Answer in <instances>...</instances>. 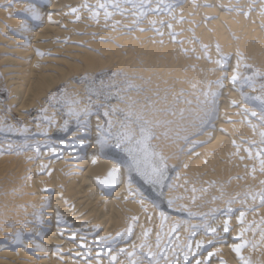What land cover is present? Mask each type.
I'll use <instances>...</instances> for the list:
<instances>
[{
    "label": "bare ground",
    "instance_id": "obj_1",
    "mask_svg": "<svg viewBox=\"0 0 264 264\" xmlns=\"http://www.w3.org/2000/svg\"><path fill=\"white\" fill-rule=\"evenodd\" d=\"M3 1L4 0H2V2ZM15 1H17V3H18L17 4L18 6H16V7H18L20 14L24 18H27L28 20H30L31 22L36 23L37 26H39L38 27L39 29L37 31V34L34 35L35 36L34 38L29 37V38H32V41L30 44L28 43L29 45L26 48L24 47L23 49H17V47H14L15 44L22 45L23 44L22 39L15 40L16 43H15V41H14V43L10 41L11 43L8 44V49H7L8 51L6 53V56L0 61V63L3 64L6 68V69H3V71H5V70L11 71L12 68H10V66L15 65V64L19 65L20 66L19 70L20 71L23 69L27 70V72H29L28 74L30 76L29 80H31V81L33 80L34 83L37 84V85L36 84L32 85L30 83L32 86H39L41 84L40 82L45 83V82H43V80L46 78V72L47 71L57 72L59 77L56 76L57 77V78L55 77L56 80H54V81L52 80L55 78H52L51 80L47 79L48 80L47 82H49V80H50L49 85H48V83L46 86H44L45 84L43 85L44 90L43 89L42 90L45 91V89H49V87L57 86L58 84H60L59 83L60 81H63V80L66 81L65 78L68 77L70 73H72V75L75 73V75H76L77 70H72V69H75L73 67V65H75L74 64L75 62L71 63V61H74L78 58H80L81 60L83 58H85V61L92 62L93 60L90 61L91 58H93V59L95 57L98 58V56H94V57L90 56L91 58L89 59L88 58L89 57V55H88L89 51L86 49L85 50H79V48H78L79 51L76 50L77 51L76 54H71L70 53L71 51H69V49H72V48L77 49V47L66 45L68 47H72V48H68L66 46L59 44V42H62L64 40H70L72 38L68 37L67 34H62V32H60L61 33L60 34L58 29H55L56 27L54 28L50 24L51 22L62 20V19H63L62 22L64 20L68 21V20H70V18L72 16H74L73 18H75V19L83 18L84 16H86L87 11H79L78 10L79 5L77 4L78 3L77 0H76V2H73L75 0H15ZM117 1L114 2V0H102V3H100V2L98 3L96 1H94L96 3H94V5L92 4V9L90 12H92L93 8L97 7V6H101V5H105V4L106 5L115 4V6L118 9V12L120 11V13L122 12L121 14L125 15V16H123L124 18L121 21L122 22L121 25L118 24L120 26H117V23L115 21V20H119L118 17L114 18V21L106 22L103 20L104 16H101V14H102L101 13L100 16L103 17V19L100 21V23H99L100 25H94V22H93V24L92 23L89 24V22H87V24H89V25L92 24L95 27L92 28L91 30L89 29V32H90L89 35L83 36V38H81V40H80L79 36H78V38L76 37L77 40L78 41L80 40L83 43L84 42L83 40H85L87 38L86 39L87 41L86 40L85 41L89 45H91L92 47L94 46V48H96V50H99L100 54L104 55L106 57L105 58L106 61H108L107 58H109V60L114 59L113 61H109V62H114V64H115V59L117 61V60H119V57H120V59L122 58V56H121L122 53H124L126 56L128 55L127 57H125L123 55L126 58L125 60H127V61L124 62V64H122V59H121V65L120 66L124 67V69L126 71H129V73H132L131 70H133L132 65L135 63L134 58H133V54H135L139 57V58L138 57L137 58L142 63L143 67H146V68L152 67V69L154 68L155 72L158 73L159 77H164L167 74H171L172 75V79H171L172 84H173V82H174V84L176 82V84L178 83V84L182 85L183 88H185V89L188 88V85H192V88L189 86V88H191L190 90H192V91L194 89L193 85L197 84V86L201 90V92L199 91V89H198V92L197 91H195L196 93L193 92L196 95L200 92V93H202V96L205 97V95L210 92V88H209L210 86L207 85V83H206L207 79H205L206 78L205 73L207 71V69H206L207 68V64H206L207 59H205L204 56L202 55L203 52H206V54L208 55V58H210L209 62H211V59L213 61H215V58L217 57L216 53L212 52V45L209 44L207 46L208 41L212 38V37L208 36V34L210 32H212L215 35H217L221 31L225 32L226 30L224 28H226L225 27L226 23H228L235 16L236 20L238 17V21L240 18L246 20L245 21L246 24H245L244 28H242V30L243 29L244 30L242 32L236 31V33L238 35H241L242 37H246L249 40V41H247V44H246V48H247L246 52H249V50L250 49L252 50V48L253 49L259 48L260 49L259 46H261V49H262L264 46V40H262V38L259 36L261 34L260 29H263V32H264V0H259V1H254V0H195V1H191V3L193 2L192 4H190L186 0L184 2V4L182 6H180L179 8H175L174 5L172 4V2L170 3V2H168V0H130V2H129V0H119L118 2ZM149 1H152V2H149ZM88 2L91 3V0ZM92 3H93V0H92ZM228 7L229 8L234 7L236 10L232 9L231 11H233V12H232V14H230L229 12L226 11V10H228ZM82 8H83V6H82ZM4 11H6V10H4ZM58 12H61V13H58ZM108 13H109V11L107 12V16H108ZM240 13L243 15L239 16L238 14H240ZM154 14H157L156 16H161V17H159V18L155 17ZM0 15H1L0 18H2V16H5V13L0 14ZM92 15H97V14H92ZM211 15H213L214 17H211ZM10 16H8V17L10 18ZM33 16H35L36 18L33 19ZM61 17H62V19H61ZM209 18H211V19H209ZM19 19L20 20L15 19V21L14 20L11 21L9 23L10 26H8V27H10L12 29V31H13V29H15V30L21 32L19 34H26V33L28 34L27 27H26L28 25L25 24L26 21L24 20L25 22H23L22 18H19ZM7 22H9V21L7 20ZM234 22H236V21H234ZM231 23L233 24V22H231ZM62 24L63 23H61V25ZM70 24H71V22H70ZM70 24H67V25H69V27H70ZM79 24L77 23L76 25H74V24H72V25H74L73 27H76V28H79L82 26L81 28H83V30H84L85 26L84 25L80 26ZM131 24L136 25V27H134L133 30L129 29L130 28L129 25H131ZM229 24H230V22H229ZM41 25H44V26H41ZM115 25L118 28H115ZM243 25H244V23H243ZM0 26H3V24L2 25L0 24ZM235 27H237V25ZM235 27L233 24L232 28L229 27V29H233ZM238 27H239V23H238ZM71 28H72V26H71ZM4 29L7 30L6 28L3 27V30ZM66 29H68V28H66ZM240 29H241V26H240ZM59 30H61V29H59ZM79 30H80V28H79ZM61 31L64 32V30H61ZM77 31H78V29H77ZM215 31L216 32L218 31V33H216ZM67 32H69V31H67ZM69 33H71V32H69ZM213 34H212V36H214ZM220 34H223V33H220ZM225 35H227V34H225ZM225 35H222V38ZM216 37L222 39L221 36H216ZM216 37H213V38H216ZM74 38H75V36L73 37V39ZM220 39H218V40H220ZM254 39H255V41H254ZM43 41H48V43L44 44ZM196 41H198V42H196ZM252 41L255 42V44L251 43ZM103 42H105V43H103ZM227 42H229V41H227ZM87 43H86V45H88ZM227 45L228 44H226V45L223 44L221 47L224 50H229L230 48L227 47ZM3 50H5V49H3ZM40 52L49 53V54H66V55L69 54L70 56L74 55V57L68 58L69 60H67V58H65V59H62V58H46V57L42 58V55ZM253 52H252L251 56H253ZM261 52H262V50H261ZM181 53H185L186 55H182ZM249 53H251V52H249ZM257 53H259V52H257ZM187 54H189V55H187ZM92 55H94V54H92ZM259 55H260V53H259ZM259 55H258V57H261V55L260 56ZM263 55H264V51H263ZM14 56L17 58L19 57L21 59H24L23 64L20 65L19 64V63H21L20 60L16 61ZM256 56H257V54H256ZM256 56L254 58H256ZM254 58H253V60H254ZM86 59H89V60H86ZM101 59H103V58H101ZM262 59H263V57H262ZM98 60H99V58H98ZM139 60H138V62H139ZM87 62H85V63H87ZM96 62H97V60H96ZM103 62H104V64L102 62L101 63L106 68L107 65L105 66V61H103ZM118 62H120V61H118ZM216 62H214L213 65L216 64ZM99 63L100 62L98 61L96 64L98 65ZM258 63L259 62H255V60L254 61L247 60L245 62V64H248V65L251 64V65H255V66ZM77 64H76V66H77ZM88 64H86V65H88ZM235 64H236V62H235V60H233L229 66V72H228V76H227L228 85H226L227 89H225V91H224L226 99H220L221 101L225 102V106L219 110L220 111L219 114L221 116L223 115V118H226L227 121H233L232 123H235V124L230 123V125L228 126L227 124H225V122H222L223 119H220V121L216 125V128H215L216 130L206 131V132H204L202 137L196 138V141L197 140L202 141V140L212 138L211 139L212 141L208 146L205 145L206 147L199 148V149L195 150L193 153L190 152L191 155L189 158L195 160L192 164H196L195 167L205 169L203 175H201L199 177V181H204L205 179H206L205 181H207V177L212 175L213 169H216L219 171L220 170V169H218L219 167H223V165L227 164L228 161L230 162V159H228L229 157H226L227 152L229 151L226 149L227 144L230 143V142H228L229 137H228V140H226V138H224L222 133L228 132V131H231V133H232V129L235 128L237 126V123L240 121L241 111L247 110L246 106L242 102H240L243 104L242 106L241 105L239 106L236 103L237 99H235V95L233 92L235 87L233 86L232 83H230L232 73H233V71L236 70L234 67V66H236ZM93 65H91V66H93ZM109 65H110V63H109ZM116 65H117V63H116ZM135 65L137 66V64H135ZM142 65L141 66L139 65L140 68H142ZM209 65H210V63H209ZM63 66H68V69L71 70V72L69 74H67L69 72L68 71L65 74V72H64L65 69H63ZM118 66L119 65H117V68H118ZM136 66H135V68H136ZM217 66H215V67H217ZM78 67H79V64H78ZM98 67H101V64ZM113 67H115V66H113ZM81 68H82V66H81ZM81 68H80V70L84 71V68L83 69H81ZM85 68H86V66H85ZM226 68H227V66H226ZM97 69L98 68H96V70ZM124 69H122V70H124ZM137 69H134V70H137ZM166 69H168L169 73L165 71ZM139 70H141V69H138V71ZM7 71H5V72H7ZM82 71H80V72H82ZM85 71H87V70L85 69ZM91 71H92V69H91ZM93 71H95V70H93ZM150 71H152V70H150ZM224 72H222V73H224ZM89 73H91V72H89ZM134 73H135V71H134ZM25 74H23V75H25ZM48 74H50V73H48ZM48 74H47V78L49 76ZM142 74L143 73H141L140 76H142ZM149 74L147 73V76ZM50 75L53 76V73ZM8 76H7V78H8ZM168 76H166V77H168ZM7 78L5 79L6 81H7ZM11 78H12V76H10V80H11ZM149 78H150V76H149ZM169 78H171V77H169ZM35 80H36V82H35ZM159 81H160L159 78H158V80L156 79V83ZM21 82H22V80H21ZM161 83H163V82H161ZM157 84H159V83H157ZM166 84H169V87L161 88V84H159L156 91H160V93H162V91L165 89L166 91L168 90L167 92H169L171 84L170 83H166ZM166 84H165V86H166ZM15 86L18 87V84L17 85L15 84ZM39 87L42 88V86H39ZM163 87H164V85H163ZM29 88H27V89H29ZM175 88L176 87H174V89ZM30 89H33V88H30ZM34 89H36V87H34ZM195 89H196V85H195ZM21 90H23V88H21ZM36 90H38V87ZM42 90L40 92L41 94H42ZM50 90H51V88H50ZM171 90L173 91V88ZM180 90H182V89H180ZM15 91H16V89H15ZM30 91H27V93L29 92L28 93L29 95H30ZM32 91H31V93L35 92V91H33V92ZM16 92H14V93H16ZM173 92H174V94H176V93L178 94V92H175V91H173ZM182 92H180V93H182ZM36 93L38 94L37 91H36ZM40 93L38 94V96H40ZM11 94H12V92H11ZM37 94L34 93V95H37ZM170 94H171V91H170ZM194 94L191 93V95H194ZM43 95H45V94L43 93ZM171 95H173V94H171ZM182 95H184V94L182 93ZM25 96H26V93H25ZM30 96H28V97H30ZM38 96H36V98H38ZM185 96H187V95H185ZM17 97H18V94L10 95L8 103L11 106H14L17 114L22 116L23 115L22 110H24V109H22V106L24 107L26 105H23L24 104L23 103V104H21L22 106H17V104H16L17 103V101H16ZM41 97H43V96L41 95ZM204 97H202V98H204ZM206 97H207V95H206ZM186 98L188 99L189 96ZM191 98H189V99H191ZM22 99H23V97H22ZM28 99H27V101H28ZM31 99H29V100L30 101L35 100V99H32V100ZM197 100H198V98H197ZM201 100L203 102V99H201ZM24 101H26V99ZM189 101L190 100H188V103H189ZM182 102H183V100H182ZM185 102H183V103H185ZM194 102H195V99H194ZM29 103H32V102H29ZM195 103H197V102H195ZM197 104H199V103H197ZM33 105H35V103H33ZM29 106H31V105L29 104ZM165 106H167V105L164 104V107ZM33 107H35V106H33ZM180 107H182V106H180ZM28 108H30V107H28ZM174 109L175 108H173V110ZM28 110L29 109H27V111ZM175 110H177V108ZM177 111H176V113H177ZM172 112H171V114H172ZM22 118H23V116H22ZM0 122H1V120H0ZM53 122L54 121H52V123ZM55 123H56V121H55ZM25 126H26V124H24L23 128H18L17 126L12 125V126H10L11 128L10 127L6 128V127H2V124L0 123V135L7 134V133H9V134L17 133V134L26 135L28 133V131L25 128ZM36 126H39V125H36ZM51 127H53V126H51ZM238 127H239V125H238ZM40 128H42V127H40ZM43 128H44V126H43ZM43 128L40 130H43ZM50 129H52V128H49V130ZM221 130L223 132H221V134H220L219 131H221ZM243 130H244V127H243ZM245 130L247 132V129H245ZM43 132H46L45 128H44ZM240 132H241V129H240ZM36 133H40V132L37 131ZM53 135H54V133H53ZM80 135H81L80 132H76L71 137H68L65 140H59L58 141V140H53L51 138L50 134L45 135V133H41L40 134L41 137L42 136H47V137L37 139V141L34 142L35 148H38V150H39V151L35 150V153L38 156V159L32 160L27 165L28 166V168H27L28 173L27 172H25V173H26L28 178H26L25 180H21V178L17 175L19 173V171L18 172L15 171V172H17V174H16V176H18L17 178L18 179L20 178L19 181L21 180L22 184L20 183L21 184V187H20L19 181H18V185L14 183L15 185H17V187L18 186L20 187V188L18 187L19 188L18 191L20 192L19 197L15 196V195L13 196V197H15L16 201L10 200L11 202H13L10 204V201L8 200L10 197L8 198V196H7V198H8L7 201H9L10 206L12 205L11 206L12 213L8 214V212L6 210H9V209H7L5 207L6 208L5 211L7 212V214L4 215L5 223L0 224V264H133V262H135V264H138V261L140 259L138 254H140V253H142L148 249L147 241L142 239V235H141L142 226H143V222H144L145 218H147L146 217L147 214L148 215L150 214L152 216L156 212L153 210L154 213H152V211H151L152 206H150V204H148L149 202L146 205H144L146 209L143 213H140L141 210L140 209H139L140 211L137 210L129 202L130 198H128V195H127L126 186L124 184L125 180L123 179L124 180L123 181L120 178L121 174L119 172V169L121 168V165L115 161L107 160V159L101 157L99 154L98 147L94 141H92L91 143L88 144V143H85L86 141L84 142L83 140H77L76 138H80L79 137ZM224 135H225V133H224ZM239 135H242V134H239ZM245 137L247 138V136H245ZM250 137H251V135H249V138ZM232 138H234V137H232ZM252 138H253V136H252ZM234 139L236 140V138H234ZM75 140H77V142H75ZM249 141H250V139H249ZM255 141L253 138V141H250V142H255ZM11 143H13V142H11ZM222 144H223V146H222ZM12 145H14V144H12ZM230 145H231V143H230ZM230 145L228 144V148ZM1 146L2 145H0V148H1ZM236 146H235V148H236ZM6 147L8 148V146H6ZM86 147H88V149H87V152L85 153V155L83 157V155H82L83 153L81 154V150L86 148ZM213 148H215V151H210ZM240 148H241V146H240ZM9 150H11V148ZM41 150H43V151H41ZM231 150L235 151L234 149H231ZM21 151H22V149H21ZM233 153H235V152H233ZM236 153L238 154V151ZM240 153H241V151H240ZM0 154H1V151H0ZM9 155H10V153H9ZM13 155L15 156V153L11 154V157ZM228 155H230V154L228 153ZM238 155H240V154H238ZM2 158L4 159V157H2ZM16 158H18V156ZM239 158H241V157H239ZM242 160L240 159L241 162H242ZM14 162L11 164V160H10L11 167L15 166V165H13ZM243 162H246V161H243ZM0 163H2V162H0ZM3 163H5V161H3ZM231 163H233V162L231 161ZM236 163H239V162H236ZM183 164H185V163L183 162ZM183 164H182V167H183ZM233 165H234V163H233ZM7 166H9V165L7 164ZM21 166L22 165H20L17 168V170ZM239 166H240V163H239ZM242 166H243V164H242ZM4 167H5V165H4ZM22 167H24V166H22ZM22 167H21V170H22ZM237 167H238V165H237ZM113 168L118 169V172L116 174V176H117L116 182L114 184H111L110 186H105L104 184L98 183V181H102V180L106 179L108 172L111 171ZM191 169H192V167H191ZM226 169L227 168H225V170L224 169L223 170L226 171ZM232 169H233V167H232ZM239 169H240V172L243 171V174H244L245 170H241V168H239ZM239 169H237L238 172H239ZM246 169H247V167H246ZM183 170L185 171L188 169H186V167H185V169H183ZM183 170H181V171H183ZM195 170L196 169L194 168V172H196ZM235 170H232V172L234 171L232 174L235 173ZM15 172H13V173H15ZM194 172L192 171L193 174H194ZM240 172H239V175L242 177ZM4 173H6V171ZM25 173L23 172V174H25ZM236 173H237V171H236ZM236 173H235V175H236ZM7 174H10V173H7ZM179 174H181V173L179 172L178 176H179ZM216 174H219V173H216ZM1 175H4V174H1ZM224 175L226 177V174H224ZM7 176L10 177V175H7ZM11 176L13 177V175H11ZM214 176L213 177L211 176V177L215 179ZM217 176H216V179H217ZM221 176H222V174H221ZM0 177H2V176H0ZM227 177H230V176H227ZM234 177L235 176H233V179H234ZM243 177H245V179L249 178V177H246L245 175H243ZM253 177H255V174ZM188 178L189 177H187L186 179H188ZM218 178H220V177H218ZM260 178H262V177L260 176ZM10 179H11V177H10ZM224 179H226V178H224ZM233 179H231V181H233ZM245 179H244V181H245ZM4 180L5 179H3L2 181H4ZM196 180H197V178H196ZM239 180H237V183L239 182ZM5 182H7V181H5ZM12 182H15V181H12ZM183 183L184 182L182 181V184ZM240 183H242V182L240 181ZM247 183L248 182L245 181L244 184L247 185ZM1 184H3V183H0V185ZM7 184H8V182H7ZM232 184H233V182H232ZM4 185H6V184H4ZM12 185H13V183H12ZM99 185H102V187H98ZM217 185H219V184H217ZM224 185H226V184H224ZM183 186H184V184H183ZM185 186H187V185H185ZM6 187H9V186L7 185ZM214 187H217L216 184L214 185ZM232 187H231V189H232ZM130 188H131V186H130ZM132 188H136V186L132 185ZM212 189H213V187H212ZM217 189H218V187H217ZM215 190H216V188H215ZM180 191H182V190L180 189ZM255 191L257 192V190H255ZM209 192H210V190H209ZM233 192H235V191H233ZM227 194H228V192H227ZM237 194L238 193H236L235 195H237ZM261 194H260V196H261ZM8 195L11 196L10 194H8ZM219 195H220V193H219ZM232 195H234V194H232ZM248 195H250V194H248ZM130 196H131V194H130ZM249 197H250L249 198L250 202H252V201L254 202L255 197L254 196H252V197L249 196ZM256 198H258V197H256ZM0 199H3V200H0V202L4 201V198L1 197ZM244 199L246 200L247 198H244ZM2 202H1V204H2ZM144 203H145V201H144ZM144 203L142 201V205ZM237 203L240 206L237 204L238 212L236 214L229 215L228 211H226V213L220 215L219 219L216 222H214L213 225L209 228V230H212L213 233L210 234V236H212V237L209 240L211 242V244H210V248H209L208 252H206L203 255H201L200 253H198V254L196 253L195 255H193V253L196 252L197 249H195V248L193 249L190 246L187 247V250L177 249L178 251L173 256V258H174L173 264H182L183 262H187V264H188L190 259H191L190 264H197V261H200V264H264L263 263L264 262V238L262 239V237H261L264 235V221L263 220H256L258 217H260L261 214L264 213V205H263V207H260L257 210L255 208V211H251L252 213L247 214L246 213V210L248 209L246 207V206H248L247 202H245L244 200H238ZM134 204L137 205L138 203L134 202ZM248 204H249V202H248ZM226 205H229V203H227ZM10 206H9V208H10ZM2 207H3V205H2ZM5 208H3V209H5ZM5 211H3L2 213H4ZM9 212H11V211H9ZM241 213H243L242 221H241ZM1 216L3 217V215H1ZM154 216H156V215H154ZM158 216H159V214H158ZM150 219H152V217ZM150 219H149V222H151ZM180 220H178V225H180V222H179ZM225 220H227V222H228L229 231L227 233L224 232V221ZM173 221L174 220H172V222ZM129 228H131V231H129ZM152 228L153 227L151 225L150 229H147V231L151 232ZM171 231H174V230H171ZM153 232H155V231H153ZM146 234L153 235V233H146ZM173 234L174 233H171V235H173ZM151 235H150V237L152 238ZM145 236H147V235H145ZM227 237H228V239H227ZM151 238H149L148 240H150ZM240 245H244V247H242L241 251H240V256L243 257V260H241L239 257H237V255L232 251L233 248L239 247ZM167 252H169V251H167ZM173 254H174V252H173ZM165 255H168V254L166 253ZM164 256H163V259H165ZM113 257H115L114 261L112 259ZM185 257H187V259H185ZM163 259L161 258L158 261L163 260ZM167 259H168V256H167ZM163 261H165V260H163ZM163 261H161V262H163Z\"/></svg>",
    "mask_w": 264,
    "mask_h": 264
},
{
    "label": "rangeland",
    "instance_id": "obj_2",
    "mask_svg": "<svg viewBox=\"0 0 264 264\" xmlns=\"http://www.w3.org/2000/svg\"><path fill=\"white\" fill-rule=\"evenodd\" d=\"M88 1H90V0H77V2H78L77 4L79 5L78 10L79 11H87V15L84 16L83 18L75 19V18H73L74 16H72L71 17L72 19L70 18V20H68V21L64 20L62 22L63 19L61 17L62 20L54 21V22H51L50 24L52 25V27H54V28L56 27L55 29H58L59 33L62 32V34H67V36L71 37L72 39L75 36V38L73 40L70 39L71 41L70 40H64L62 42H59V44H61L63 46L68 45V46L77 47V49H76V48L66 46L68 48H72V49H69V51H71L70 52L71 54H76L77 51L86 49L89 51L88 52V55H89L88 58L89 59L91 58L90 56H93V57L98 56L99 60L97 57H95L96 59L95 58L90 59V61L93 60L92 62H87V61H85V58H83L82 60L80 58H78V59L75 58L76 60L71 61V63L75 62L74 63L75 65H73V67L75 69H72V70H77L76 75H75V73L73 75H72V73H70L71 70L68 69V66H63V69L66 70V71L64 70L65 74L69 71L67 74L70 73L71 75L69 74V76L65 78L66 81L65 80L60 81L59 82L60 84H58L55 87H49V89H45V91H43L44 90L43 85L45 84L44 86H46L47 83L49 85L50 80L52 78H55L56 76L59 77L57 72L47 71L50 74L53 73V76L46 72V78H45L46 80L45 79H44L45 81L43 80V82H45V83L40 82L42 85L40 83H39L40 85L38 84L39 86H42V88H40L39 86H32V85H35L36 83H34L33 80L32 81L29 80L30 76H29V74H28L29 72H27V70H25V69H23L21 71L19 70V68H20L19 65L15 64V65L10 66V68H12V70L11 71L5 70V71H7V72H5V71H3V69H6L5 66L0 63V120H1L0 123L2 124V127H6V128H8L12 125L17 126L18 128H23L24 124H26L25 128L28 131V133L26 135L17 134V133H11V134L7 133V134L0 135V145H2L0 148V151H1L0 162L3 163V161H5V163H3V164L0 163V176H2L0 178L2 180L5 179L4 181H2L0 179L2 181V182L0 181V183H3L0 185L1 186L0 187V198L1 197L4 198V201L3 202L1 201L2 204L0 202V204H1L0 205V220H1L0 224L5 223L4 215L7 214V212H8V214L12 213V210H11L12 205L10 206V204L13 203V202H11L12 200L16 201L15 197H13V196L15 195V196L19 197L20 192L18 191V189L21 187V184H22L21 180H25L26 178H28L26 173H25V172H27V168H28L27 165L32 160L38 159V156L35 153V150H38V148H35L34 142L37 141V139L47 137V136L41 137L40 134L41 133H45V135L50 134L51 138L53 140L59 141V140H65L68 137H71L76 132H80L81 133V135L79 136L80 138H76L77 140H83L84 142L86 141L85 143H88V144L91 143L92 141H94L98 147L99 154L101 157H103L107 160L115 161L121 165V168L119 169V172L121 174L120 178H121V180H123V179L125 180V181L124 180L123 181H124V184L126 186L128 198H130L129 202L137 210L140 209L141 210V211L139 210L140 213H143L145 211L146 208L144 205H146L149 202L148 204H150V206H152V208H151L152 213H154V211L157 213V214L156 213L153 214L152 216L150 214L149 215L147 214L146 217L148 219L145 218V220L143 222L141 235H142V239L147 241L148 249L146 251L142 252L144 255L142 253L138 254L139 258H140L138 261V264H146V262H148L149 256H152L156 261H158L161 258L163 259V256L166 253L168 254V255H166V256H168V259H163L165 261H163V260L158 261L159 264H173V259H174L173 256L178 251L177 249L187 250V247H189V246L193 249L194 248L197 249L196 252L193 253V255H195L196 253L197 254L200 253L201 255H203L206 252H208V250L210 248V244H211V242L209 240L212 237V236H210V234H212L213 231L209 230V228L213 225L214 222H216L219 219L220 215L226 213V211H228L229 209H231L230 212L228 211L229 215L236 214L238 212V206H237L238 200H244L245 202H247V205H248V206H246L248 208V209L246 208L247 214L252 213L251 211H255V208L257 210L258 208L263 207V205H264V204L260 203L261 202L260 194L264 193V151H262V150H264V137L261 136V133H264V123L261 122L262 113L260 111V105H259L258 101L253 99L254 97H260V98L264 99V65H263L264 64V61H263L264 60V55H263L264 46L262 49H261V46H259L260 49L259 48H254V49L252 48V50L250 49L249 52H251V53L246 52V50H247L246 44H247V41H249V40L246 37H242L241 35H238L236 33V31L242 32L244 30V29L242 30V28H244V26L246 24L245 23L246 20L240 18L239 19L240 22H239L238 17L236 20L235 16L229 21L231 25L229 24V22L226 23V26H225L226 28H224L226 30L225 32L221 31L218 33V31L217 32L215 31L216 33H218L217 35L210 32L208 34V36H210L212 38L208 41L207 46L209 44L212 45V52H215L217 57L215 58V61H213L211 59V62H209L210 58H208V55L206 54V52L202 53L204 58L207 59V62H206L207 71L205 73L206 74L205 79H207L206 80L207 85L210 86V87L208 86L210 88V92L208 94H206L207 97H206V95L204 97V96H202V93H200L201 90L198 88L197 84H195L196 89H195V85H193L194 86L193 91L190 90L192 88V85H188V88H189V86L191 88L185 89V88H183L182 85H180L178 83H177L178 84L177 85L176 82H175V84H174V82L172 84L171 83V79H172L171 74H167L164 77H159L158 73L155 72L154 68L152 69V67H147V68L143 67L142 63L138 59L139 57L135 54H133V58H134V62H135L132 65L133 70H131L132 73H129V71H126L124 69V67L120 66L121 65V59H122V64H124V62L127 61V60H125L126 59L125 57H127L128 55L126 56L124 53H122V55H121L122 58L120 59V57H119V60H117V61L115 59V64H114V62H109V61H113L114 59L109 60V58H107L108 61H106V59H105L106 57L104 55H101L99 50H96V48H94V46L92 47L91 45H89L86 42L87 38L85 39L86 41L83 40L84 42L82 43V41H80V40H81V38H83V36L89 35V33H90L89 29L91 30L92 28H94L95 27L94 25H100L99 23L103 19V17H101V16H104L103 20L106 22L114 21V18L118 17L119 20H115L117 23V26L121 25V23H122L121 21L124 18L123 16H125L124 14H121L122 12L121 13H120V11L118 12V9L115 6V4H110V5L105 4V5L97 6V7L93 8L92 12H90L92 9V4L94 5V3H96V2L102 3V0L101 1L100 0H93V3H92V0H91V3ZM94 1H96V2H94ZM116 1L117 0H114V2H116ZM185 1L186 0H168V2H170V3L172 2V4L174 5L175 8H179L180 6H182ZM191 1H195V0H189V1L187 0V2L192 4L193 2L191 3ZM254 1H259V0H254ZM1 2H2V0L0 1V14L5 13V16H2V18H0V24L1 25L3 24V26H0V40L2 39L0 41V49H1L0 50V61L6 56L9 43H11V42L14 43V41L17 39H22L23 44L22 45L15 44L14 47H17V49H23L24 47L26 48L31 43L32 38L35 37L34 35L37 34V31L39 29L38 28L39 26H37L36 23L31 22L30 20H28L27 18H24L20 14L18 7H16V6H18L17 1H15V0H4L2 3ZM73 2H76V0ZM149 2H152V1H149ZM82 6H83V8H82ZM232 9L236 10L234 7H231V8L228 7V10H226V11L229 12L230 14H232V12H233V11H231ZM4 10H6L7 12ZM107 10L109 11L108 16L105 15L108 12ZM58 13H61V12H58ZM92 14H97V15H92ZM100 14H101V16H100ZM156 15L157 14H154L155 17H158V18L161 17V16H156ZM238 15L242 16L243 14L240 13ZM8 16H10V18ZM0 17H1V15H0ZM211 17H214V16L211 15ZM19 18H22L23 22L26 21L25 24L28 25V26H26L28 34L27 33L26 34H19L21 32L15 30V29H13V31H12V29L10 27H8V26H10L9 23L11 21H13V20L15 21V19L20 20ZM209 19H211V18H209ZM7 20L9 22H7ZM234 21H236V22H234ZM70 22H71V24H70ZM87 22H89V24L90 23L93 24V22H94V25L91 24L92 25L91 26V25L87 24ZM231 22H233L234 27L236 25L238 27V23H239V27L229 29V27L232 28V26H233V24ZM61 23H63V24L61 25ZM64 23L66 25L70 24V27H69V25L66 26ZM77 23L78 24L80 23L79 24L80 26L84 25L85 26L84 30H83V28H81L82 26L81 27L78 26L80 28V30H79V28L73 27ZM243 23H244V25H243ZM72 24H74V25H72ZM118 24H120V25H118ZM41 26H44V25H41ZM71 26H72V28H71ZM117 26L115 25V28H118ZM129 26H130L129 29H131V30H133V28L136 27V25H133V24H131ZM240 26H241V29H240ZM3 27L6 28L7 30H5V29L3 30ZM66 28H68V29H66ZM59 29L64 30V32L59 30ZM77 29H78V31H77ZM67 31H69L71 33L67 32ZM260 32H261V34L259 36L262 38V40H264L263 29H260ZM220 33H223V34H220ZM224 33L227 35H225ZM212 34L214 36H212ZM222 35H225V36H223V38H222ZM78 36L80 37L79 41L77 40ZM216 36H221L222 39H220ZM29 37H32V38H29ZM213 37H216V38H213ZM218 39H220V40H218ZM227 41H229V42L231 41L232 43L230 42L231 43L230 44ZM254 41H255V39H254ZM43 42H44V44L48 43V41H43ZM196 42H198V41H196ZM15 43H16V41H15ZM86 43L89 46L86 45ZM103 43H105V42H103ZM251 43L255 44V42H253V41ZM223 44H225V45L228 44L227 47L230 48L229 50L231 52L229 50H224L221 47ZM2 48L5 50H3ZM78 48H79V50H78ZM261 50H262V52H261ZM252 52H253V56H251ZM257 52L260 53L261 57H258L259 53H257ZM40 53L42 55V58H45V57L46 58H62V59L67 58V60H69L68 58L74 57V55L70 56L69 54L66 55V54H49V53H42V52H40ZM92 54H94V55H92ZM181 54L186 55L185 53H181ZM256 54H257V56H256ZM187 55H189V54H187ZM255 56H256V58H254ZM225 57H227V60L223 59ZM262 57H263V59H262ZM14 58L16 59V61L20 60V62H21V63H19L20 65L23 64L24 59H21L19 57L17 58L15 56H14ZM101 58H103V59H101ZM253 58H254L255 62H259L258 64H256V66L251 65V64L250 65L245 64V62L247 60L254 61ZM89 59H86V60H89ZM96 60H97V62L98 61L100 62L98 65L96 64L97 63ZM138 60H139V62H138ZM233 60H235V62H236V64H235L236 66H234V67L236 69L235 72L237 73V76H238L237 84L233 85L235 87V88L233 87L235 99H237V101L239 102L238 103L236 101V103L239 106L240 105L242 106L244 104L246 106L247 110L241 111L240 121L237 123V126L232 129V133H231V131H228V132H223L222 130L219 131L220 134H221V132H223L222 134H223L224 138H226V140H228V137H229L228 142L231 143V145H230V143H228L230 146L228 148V144H227V148H226L227 150H229L227 152L226 157H229L228 159H230V162L228 161L227 164L223 165L224 168L219 167L218 169H220L219 170L220 172L216 169H213L212 175H211L213 177L216 173H219V174L221 173L222 176H221V174L220 175L216 174L214 176L215 179L212 178L211 176H209V177H207V181H205L206 179L204 181H199V177L201 175H203L205 169L195 167L196 164H192L195 160L190 159L189 157H190L191 153H193L195 150L208 146L211 143L212 138L202 140V141L201 140L196 141V138L202 137L204 132H206V131L216 130L215 129L216 125L218 124L220 119H223L222 122H225V124H227L228 126L230 125V123L235 124V123H232L233 121H227L226 118H223V115L221 116L219 114L220 113L219 110L225 106V102L221 101L220 99H226L224 91H225V89H227L226 85H228L227 76H228V72H229V66ZM103 61H105V66L107 65L106 68L104 67V65H102V63L104 64ZM118 61H120V62H118ZM216 61H221L222 63H224L225 67L221 68ZM85 62H87V63H85ZM214 62H216V64L213 65ZM77 63L79 64V67H78ZM92 63L93 64L95 63V64L93 65ZM109 63H110V65H109ZM116 63H117V65H119L118 68H117ZM209 63H210V65H209ZM76 64H77V66H76ZM86 64H88V65H86ZM90 64L93 66H91ZM100 64H101V67L103 69L101 67H98ZM135 64H137V66ZM139 65L140 66L142 65L143 69L140 68ZM81 66H82V68H81ZM85 66H86V68H85ZM113 66H115V67H113ZM135 66H136V68H135ZM215 66H217V67H215ZM226 66H227V68H226ZM80 68L81 69L84 68V71L80 70ZM90 68L92 69V71L93 70H95V71L92 72ZM96 68H98V69L96 70ZM137 68L141 69V70L138 71ZM85 69L87 71H85ZM122 69H124V70H122ZM134 69H137V70H134ZM150 70H152L153 72ZM80 71H82V72H80ZM134 71H135V73H134ZM165 71L169 73L168 69H166ZM89 72H91V73H89ZM222 72H224V73H222ZM139 73L140 74L143 73L142 76H140ZM147 73L148 74L150 73V74L147 76ZM23 74H25V75H23ZM47 74L49 75L48 78H47ZM7 76H8V78H7ZM10 76H12L11 80H10ZM149 76H150V78H149ZM153 76L157 80L159 78L160 81L157 83L161 84V88L169 87V84H166V83H170L171 87L169 89V92H167L168 90L166 91L165 89L162 91V93H160V91H156L159 84L156 83V79ZM166 76H168V77H166ZM169 77H171V78H169ZM246 77L251 78L250 82L248 80H245ZM6 78H7V81L5 80ZM56 78L52 79V80L54 81V80H56ZM47 79H50L49 82H47L48 81ZM21 80L23 83L21 82ZM35 82H36V80H35ZM161 82H163V83H161ZM220 83H222V85L224 87L218 86V84H220ZM15 84L16 85L18 84V87L15 86ZM165 84H166V86H165ZM163 85H164V87H163ZM173 86L176 88L174 89ZM29 87L33 88V89H30ZM34 87H36V89L38 87L39 91L34 89ZM21 88H23V90H21ZM27 88H29L31 91L33 90L35 92L32 91L33 93H31V91ZM50 88H51V90H50ZM172 88H173V91L178 92V94L177 93L174 94V92L171 90ZM15 89L17 92L15 91ZM180 89H182V90H180ZM198 89L200 92L197 95L194 94L193 92H195V91L198 92ZM41 90H42V94L40 93ZM27 91H30L31 96L28 94L29 92L27 93ZM36 91L38 92V94L40 93V96H38ZM170 91H171V94H173V95L170 94ZM11 92L14 95L18 94V97L16 100L17 106H22L21 104H23V103H24L23 105H26L24 107L22 106V109H24V110H22L23 118H22V116H20L19 114L16 113L14 106H11L8 103L9 97H10V95H12ZM14 92H16V93H14ZM180 92H182L184 95H182V93H180ZM25 93H26V96H25ZM34 93L37 95H34ZM43 93L45 95H43ZM191 93L194 95H191ZM213 93L215 95H213ZM41 95L43 97H41ZM185 95H187V96H185ZM28 96H30L31 98L33 97L32 99H35V100L33 101ZM36 96H38V98H36ZM188 96H189V98L192 97L191 99L193 101L189 98L187 99L186 97H188ZM22 97H23V99H22ZM202 97H204V98H202ZM24 98L26 99V101H24L25 100ZM28 98L31 99L32 101H30ZM193 98L195 99V102H197L199 104L195 103ZM197 98H198V100H197ZM245 98H248V99H245ZM27 99L29 102H32V103H29L27 101ZM201 99H203V102ZM182 100H183V102H185L186 100L187 101L185 103H183ZM188 100H190L189 101L190 104L188 103ZM240 102H242L243 104ZM33 103H35V105H33ZM29 104L32 107L29 106ZM164 104L167 106L164 107ZM27 106L30 107L32 110L30 108H28ZM33 106H35V107H33ZM180 106H182L183 108ZM172 107L175 109L177 108L178 111L175 109L173 110ZM27 109H29V110L27 111ZM170 111L171 112L173 111L172 114ZM176 111H177V113H176ZM253 112L256 113L254 116L251 115V113H253ZM52 121H54V122L52 123ZM55 121H56V123H55ZM109 122H111L110 125H109ZM36 125H39V126H36ZM238 125H239V127H238ZM43 126H44L46 132H43L44 131ZM51 126H53V127H51ZM38 127L39 128L42 127L43 130H40L42 128L39 129ZM243 127H244V130H243ZM49 128H52V129H50L51 131L49 130ZM141 128L146 129L151 135V139L146 141L148 154H145L142 150L141 145L136 143L137 140L141 139V135H140ZM240 129H241V132H240ZM245 129H247V132ZM37 131L40 133H36ZM53 133H54V135H53ZM98 133H99V135H98ZM121 133H130L132 135L133 139L131 142H125L123 140V138H121V140L119 141L120 147H116V145L118 143L117 136H119ZM224 133H225V135H224ZM239 134H242V135H239ZM249 135H251L250 138H249ZM245 136H247V138ZM252 136L254 138V141L256 140L255 142H250V141H253ZM232 137L236 138V140ZM249 139H250V141H249ZM77 140H75V142H77ZM102 141H105V143L102 144ZM11 142H13V143H11ZM12 144H14V145H12ZM239 145L241 146V148ZM6 146H8V148L10 147L11 150H9L10 148L8 149ZM222 146H223V144H222ZM235 146H236V148H235ZM230 148L234 149L235 151L231 150ZM21 149H22V151H21ZM87 149H88V147L81 150V154L83 153L82 154L83 157H84L85 153L87 152ZM129 150H133L132 151V157L135 158V162H134L133 158H130ZM41 151H43V150H41ZM210 151H215V148L211 149ZM237 151H238V154H240L241 156L236 153ZM240 151H241V153H240ZM233 152H235V153H233ZM9 153H10V155H9ZM14 153H15V156L13 155L11 157V154H14ZM228 153L230 155H228ZM249 153H250V155H249ZM17 156H18V158H16ZM258 156H259V159L257 158ZM2 157H4V159ZM239 157H241V158H239ZM240 159L241 160L243 159L242 162L240 161ZM10 160H11V164L15 161L13 164L15 166L12 165L13 167H11ZM231 161L234 163V165H233V163H231ZM243 161H246V162H243ZM183 162L185 164H183ZM236 162H239L241 167L239 166V163H236ZM6 163L10 167L7 166ZM182 164H183V167H182ZM242 164L244 167L242 166ZM4 165H5V167H4ZM20 165H22L24 167L21 166L22 170H21V167L17 170V168ZM237 165H238V167H237ZM185 167L188 170L184 171L183 169H185ZM191 167H192V169H191ZM193 167L196 169L195 170L196 172H194ZM232 167H233V169H232ZM246 167H247V169H246ZM225 168H227L226 169L227 172L224 171ZM239 168H241V170H245L244 174H243V171L240 172ZM153 169H156L155 175H152ZM237 169H239V172L242 175V177H243V175H245L246 177H249V178H246V179H245V177L242 178L239 175V172ZM181 170H183V171H181ZM232 170H235V173L237 171L238 174L237 173H236V175H235V173L232 174L234 172V171L232 172ZM5 171H6V173H4ZM15 171H17V172L19 171V173L22 176L19 173L17 174V172H15ZM22 171L25 174H23ZM192 171L194 172V174L192 173ZM13 172H15V173H13ZM179 172L181 174H179V176H178ZM7 173H10V174H7ZM1 174H4V175H1ZM16 174L21 178L20 181H19L20 178L18 179L17 178L18 176H16ZM224 174H226V177ZM254 174H255V177H253ZM7 175H10L12 180ZM11 175H13V177ZM216 176H217V179H216ZM227 176H230V177H227ZM233 176H235L234 179H233ZM260 176L262 178H260ZM187 177H189V178L186 179ZM218 177H220V178H218ZM196 178H197V180H196ZM224 178H226V179H224ZM231 179H233V181H231ZM244 179L246 182H248L247 185L244 184L245 183ZM237 180H239L238 183H237ZM5 181H7L8 184ZM12 181H15V182H12ZM18 181H19V186H20V187L18 186L19 188L17 187ZM182 181L184 182L183 183L184 186L182 184ZM240 181L242 183H240ZM232 182L234 185L232 184ZM12 183H13V185H12ZM14 183L17 185H15ZM214 183L216 184L218 189H217V187H214V185H215ZM4 184H6V185H4ZM217 184H219V185H217ZM224 184H226V185H224ZM7 185L9 187H6ZM132 185L136 186V188H132ZM185 185H187V186H185ZM130 186H131V188H130ZM98 187H102V185H99ZM212 187H213V189H212ZM231 187H232V189H231ZM12 188L13 189L15 188V189L13 190ZM215 188H216V190H215ZM180 189L182 191H180ZM209 190H210V192H209ZM255 190H257V192ZM233 191H235V192H233ZM227 192H228V194H227ZM219 193H220V195H219ZM236 193H238V194L235 195ZM8 194H10L11 196H9ZM130 194H131V196H130ZM232 194H234L235 196ZM248 194H250V195H248ZM7 196H8V198L10 197L11 199L10 198L8 199ZM249 196L255 197L254 202L253 201L250 202ZM243 197L247 198V199L245 200ZM256 197H258V198H256ZM7 199L9 201L11 200L10 204H9V201H7ZM0 200H3V199H0ZM142 201H143V203L145 201V203L143 205H142ZM134 202L138 203L137 204L138 206L136 204H134ZM248 202H249V204H248ZM227 203H229V205H226ZM2 205H3V207H2ZM9 206H10V208H9ZM5 207L9 210H6ZM3 208H5V209H3ZM3 211H5V212L2 213ZM9 211H11V212H9ZM158 214H159V216H158ZM1 215H3V217ZM154 215H156V216H154ZM263 215H264V213L261 214L260 217H258L256 220H263L264 221ZM151 217H152V219H150ZM149 219L151 220V222H149ZM172 220H174V221L172 222ZM178 220H180L179 221L180 225H178ZM151 225L153 227L152 228L153 230L151 229V232H148L147 229H150ZM171 230H174V231H171ZM153 231H155V232H153ZM146 233H153V235L150 234L152 236V238L148 234H147V236H145ZM171 233H174L173 234L174 236L171 235ZM261 237L263 239L264 235ZM149 238H151V239L148 240ZM227 239H228V237H227ZM157 243H159V247H157ZM198 244H203L204 247L198 248L197 247ZM167 251H169V252H167ZM173 252H174V254H173ZM190 260H189L188 264H190V262H191ZM161 261H163V262H161ZM182 264H187V262H183Z\"/></svg>",
    "mask_w": 264,
    "mask_h": 264
},
{
    "label": "snow or ice",
    "instance_id": "obj_3",
    "mask_svg": "<svg viewBox=\"0 0 264 264\" xmlns=\"http://www.w3.org/2000/svg\"><path fill=\"white\" fill-rule=\"evenodd\" d=\"M130 2V0H129ZM107 15V13H106ZM36 17L33 16V19H35ZM224 60H227V57L223 58ZM217 63L219 64V66L221 68H224L225 65L224 63H222L221 61H217ZM250 79L251 78H248L246 77L245 80H248L250 82ZM238 82V76H237V73L235 71H233L232 73V77H231V81L230 83H232L233 85H236ZM218 86L222 87V83L218 84ZM213 95H215L213 93ZM245 99H248V98H245ZM253 99H255L256 101H258L259 105H260V111L262 113L261 115V122L264 123V99L260 98V97H254ZM256 113L253 112L251 113V115H255ZM87 115V114H86ZM111 124V122H109V125ZM99 135V133H98ZM140 135H141V139L140 140H137L136 143L141 145L142 147V150L145 154H148L147 153V145H146V141L151 139V135L150 133L144 129V128H141L140 130ZM261 136L264 137V133H261ZM121 138H123V140L125 142H131L133 137L130 133H121L119 136H117V140H118V143L116 145V147H120V143L119 141L121 140ZM105 143V141H102V144ZM132 151L133 150H129V156L130 158H133L134 162H135V158L132 157ZM264 151V150H262ZM250 155V153H249ZM259 159V156L257 157ZM118 172V169L117 168H113L111 171L108 172L107 174V177L106 179L102 180V181H98V183H101V184H104L105 186H110L111 184H114L116 182V179H117V174ZM156 174V169H153L152 170V175H155ZM261 203L264 204V193L261 194ZM229 212L231 211V209L228 210ZM242 218H243V213H241V221H242ZM129 231H131V228H129ZM229 231L228 229V222L227 220L224 221V232L227 233ZM147 235V234H146ZM157 247H159V243H157ZM198 248H202L204 247L203 244H198L197 245ZM244 247V245H240L239 247H235L232 249V251L237 255V257H239L241 260H243V257L240 256V251H241V248ZM190 250V249H189ZM165 259H167V256L165 255L164 256ZM113 261L115 260V257L112 258ZM185 259H187V257H185ZM133 264H135V262H133ZM146 264H159L158 261H156L152 256H149L148 257V262H146ZM197 264H200V261H197Z\"/></svg>",
    "mask_w": 264,
    "mask_h": 264
},
{
    "label": "trees",
    "instance_id": "obj_4",
    "mask_svg": "<svg viewBox=\"0 0 264 264\" xmlns=\"http://www.w3.org/2000/svg\"><path fill=\"white\" fill-rule=\"evenodd\" d=\"M138 185V184H137Z\"/></svg>",
    "mask_w": 264,
    "mask_h": 264
}]
</instances>
